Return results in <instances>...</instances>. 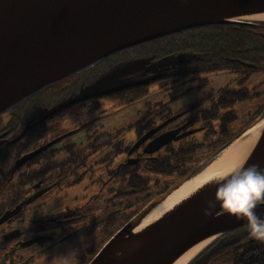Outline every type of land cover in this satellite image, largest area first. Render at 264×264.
I'll use <instances>...</instances> for the list:
<instances>
[{"label":"water","instance_id":"obj_1","mask_svg":"<svg viewBox=\"0 0 264 264\" xmlns=\"http://www.w3.org/2000/svg\"><path fill=\"white\" fill-rule=\"evenodd\" d=\"M261 14H264V0H0V115L45 87L119 51L190 29L264 22L257 18ZM190 58V53L171 54L151 65L152 58H141L129 62V73L147 65L146 68L156 72L165 65H176ZM126 71L125 67L117 68L102 75L75 96L49 109L48 115L81 101L161 79L159 75L144 81L121 78ZM170 121L145 133L129 154ZM255 125L258 129L250 132ZM200 129L179 136V129L162 133L145 145L144 153L153 154L171 141ZM78 130L48 142L17 163L27 162ZM253 134L241 164L264 166V114L205 162L212 161L227 148L243 144ZM199 167L151 200L88 264H174L195 245L210 239L202 252L222 235L247 226L244 219H238L219 205L208 213L204 211L216 192L213 178L220 174L188 190L165 212L146 222L157 207L205 166ZM256 211L264 218V204ZM3 221L0 219V223Z\"/></svg>","mask_w":264,"mask_h":264},{"label":"flooded vegetation","instance_id":"obj_2","mask_svg":"<svg viewBox=\"0 0 264 264\" xmlns=\"http://www.w3.org/2000/svg\"><path fill=\"white\" fill-rule=\"evenodd\" d=\"M166 38H162V40ZM157 45H159L158 41L153 43V46ZM144 47L146 45L141 44L119 51L93 66L81 70L76 75L78 79L77 85L65 97L58 98L53 89L46 87L30 96V102L21 112H17L18 108L16 109L17 106H15L10 111L0 115V219H4L0 223V264H34L36 261L43 260L46 257V252H50L56 260L57 255L67 252V246H58L72 240L82 228L81 223L85 226L96 213H101V199H104L105 202L116 203L119 196L126 199L127 207H131L133 201L128 202L129 195L150 190L148 184L151 180L140 188L129 186L133 170L142 177H150L151 175H145L142 171L148 170V163L150 161L158 159L160 155H165L168 146L172 143L180 144L185 139L198 135L206 127L210 129L212 128V124L214 127L217 126V123L213 122L225 120L228 118L230 110H234V108L231 109L228 97L220 99L221 97L211 93L204 97L203 100L185 104L176 111L170 110V112L162 114L159 121L155 117L150 116V111L143 117L144 123H141L142 120H140L138 121L139 123L128 124L117 130L119 133L135 130L137 137L132 141H129V138L114 141V135H111L110 131H98L97 126L99 124L96 121V117L94 119L89 117L91 118V122L85 123V126L90 125L89 131L93 129V132L100 133L99 136H96V134L94 136L99 138L98 142L92 140L90 134L87 136L88 139L85 142L61 143L67 139L64 138L51 147L42 150L27 162L23 164L17 163L26 154L32 153L59 137L48 138V129L52 125L59 122L63 123L65 120L70 119L75 123H79L78 125L82 124L76 127V129L85 127L81 123L82 118L101 106L103 100L118 103L129 102V95L127 96V100L125 99L126 96H122V94H129V89L131 88H126L125 90L107 93L97 98L75 103L56 114L48 115L49 109L69 99L71 96H75L82 87L89 85L110 71L125 67L127 71L121 75V78L134 79L135 81H144L159 75L161 77L159 80L136 86H147L148 89L153 83H162L168 80L173 82L179 80L190 81L195 78L197 73L204 72L200 69L192 68V65L196 61L198 62L205 58L204 54L177 50L160 55L150 53ZM181 53H190L191 58L176 65L170 63L156 72L146 68L148 67L147 65L136 72L132 71L129 73L130 61L141 58H152L149 63L151 65V63L167 55L175 54L177 56ZM242 63L244 65L245 62ZM45 90L47 91L43 95H40V92ZM206 100H208V103L203 105V102ZM217 104L220 106L218 113L215 110ZM157 108L165 110L169 106L167 103H164L157 106ZM82 109H86V111L79 118L68 115L69 111H79ZM5 114L9 117L5 118L3 116ZM158 114V112L155 113L156 116ZM263 114L264 105L256 111V114L247 126L253 125ZM102 115H105V113H102ZM234 117H237L235 111ZM169 120L171 121L153 134L150 139L144 142L132 154H129L133 145L145 133ZM204 122L211 123L203 124ZM146 124L151 125L145 128ZM194 128L201 129L179 140L171 141L153 154L144 153L145 145L160 134L179 129V132H177V136H179ZM213 135L214 133L211 132L209 138ZM79 143L83 144V146H80ZM190 145L191 147H189L188 151L183 154L186 158L181 160L184 165L180 163V168L175 170L173 174L177 178L171 182L169 187L192 170L198 168L199 164L195 159L196 157H192L193 152L197 149V142ZM129 159H132L131 162H129ZM135 160L137 162H134ZM205 160L203 159L201 163ZM159 173L163 175L168 174ZM76 186H83L81 188L83 193L76 197V200L78 199L79 201H76L77 203L74 206L48 205L53 199L63 196L70 188ZM136 190L140 191L136 192ZM163 192L165 191L157 192L147 199L155 198ZM146 204L139 205L135 213L139 212ZM133 212L134 209H130V212L129 210L126 211V213ZM37 213L43 214L38 215ZM86 213H91V216L88 217L90 218L89 220L84 221V218L87 216ZM7 223L15 224L10 228H6L5 224ZM245 228L247 229V226L228 232L220 239L228 238L235 232ZM29 247L33 249L29 250ZM96 253L95 251L91 257L93 258ZM91 257L85 261V257L82 255L79 264H88L92 260ZM192 264H196V262Z\"/></svg>","mask_w":264,"mask_h":264},{"label":"rangeland","instance_id":"obj_3","mask_svg":"<svg viewBox=\"0 0 264 264\" xmlns=\"http://www.w3.org/2000/svg\"><path fill=\"white\" fill-rule=\"evenodd\" d=\"M76 75L77 73L70 75L63 80L48 86V88L53 89L58 98L65 97L70 92H72L77 85L78 79ZM225 85L230 89L250 90V96L248 98L233 104V108L237 113V117L232 120L233 123L227 127V132H230L234 127V129L231 131L232 134L234 131H240L242 128H244V126L252 120L253 116L256 114V111H258L260 107L264 105V70H255L249 75H246L243 70L240 69L234 70L233 68H220L218 70L197 73L195 78L190 81L179 80L173 82L168 80L166 82H162L161 84L153 83L149 86L148 91L142 96L129 102L118 103L110 100H103V104L97 107L94 111L86 114L82 118L81 123H83L85 126V123L91 122V118L94 119L96 117V121L99 124L97 126L99 132L106 130L110 131V134L114 135V141H121L124 138H129V141H132L137 137L135 130H129V132L124 133H119L117 130L127 126L128 124L131 125L142 120L145 114L149 113L150 111V116L155 117V119L159 121L162 114L164 115L170 112V110L176 111L185 104L196 103L200 100H203L204 97L210 95L211 93H216L218 89L224 87ZM46 91L47 90L40 92V95H43ZM30 100L31 98L21 101L16 107V109L18 108L17 112H21V110H23L28 105ZM164 103H167L169 106L168 109L160 110L157 108V106ZM207 103L208 100L204 101L203 105H206ZM233 108L231 107V109ZM157 112L159 113L158 116L155 115ZM102 113H105V115H102ZM3 116L5 118L9 117L7 114ZM258 120L259 119H257L255 122ZM144 122L145 120H142L141 123ZM78 124L79 123H75L70 119L65 120L63 123H56L48 129L49 134H47V136L49 139H53L60 135L66 134L73 129H76V127L82 125ZM89 126L90 125L85 126L79 131L66 137L67 139L63 140L61 143L68 144L72 142H85L86 139H88L87 136L89 134L91 135L92 140L98 142L99 138L94 136L95 134L96 136H99L100 133L93 132V129L89 131ZM79 145L83 146L81 143H79ZM205 155L206 149H200L197 152L198 161L202 160ZM142 172L145 175H151V181H149L148 184L150 190L138 192L135 195H129V198L127 199L128 202L133 201L131 207H127L126 199L119 196L117 197L116 203L105 202L104 199H101V213H96V215L91 219L88 218L91 216V213H86L87 216L84 218V221L90 219L87 222V225L84 226L81 223L82 228L78 234H76L72 240L65 244L59 245L58 247L67 246V251L71 248H77L79 251V262L82 255L85 257V261L88 260L94 254V252H97L115 233V229H119L121 225L125 223V221H128L134 216L133 213H126V211L129 210L130 212V209L136 210L139 205L146 204L148 201H151L153 198H147L153 196L157 192L166 191L171 182L177 178L175 174L168 173L163 175L158 172H153V174H151L147 170H143ZM81 188H83V186L70 188V190L63 196L53 199L48 205L62 207L74 206L79 201L78 199L76 200V197L83 193ZM140 202L143 203L138 204ZM118 209L119 211L117 212ZM37 214L40 215L43 213ZM14 224L15 223H7L5 226L6 228H10ZM32 249L29 247V250ZM46 253V257H44L43 260L39 262L36 261L34 264H57V261L51 255V253Z\"/></svg>","mask_w":264,"mask_h":264},{"label":"trees","instance_id":"obj_4","mask_svg":"<svg viewBox=\"0 0 264 264\" xmlns=\"http://www.w3.org/2000/svg\"><path fill=\"white\" fill-rule=\"evenodd\" d=\"M156 41L159 45L153 46ZM145 45L144 49L148 52L160 55L177 50L204 54V59L191 64L192 68L202 71L233 68L234 70H243L246 75H249L252 71L264 70V22L207 26L174 34L165 40H155L145 43ZM242 62H245L244 65ZM246 63L251 64L252 67H248ZM147 91V86H140L129 89V94H122V96H126L125 99L127 100L129 95V101H131ZM249 91V89H230L225 85L213 95L217 94L218 97H221L220 99L228 97L230 106L233 108L235 102L250 96ZM219 109L220 106L217 104L216 113ZM85 111L86 109L69 111L68 115L79 118ZM234 118V110H230L228 118L213 122L217 123V126L214 127L212 124V128L207 129L206 127L198 135L185 139L180 144L172 143L166 148L165 155H160L158 159L148 163L147 171L151 174L152 172L173 174L176 169L180 168L181 160L186 158L183 154L194 142H197V149L193 152L192 157H196L195 159L199 164L205 157L225 147L239 135L242 129L231 134L233 127L230 132H227V127L233 123ZM209 123L211 122H204L203 124ZM151 124H146L144 127L147 128ZM211 132L214 135L209 138ZM202 148L206 149V155L198 161L197 152ZM131 178L129 186L134 188H140L150 180V177H142L140 174H136L134 170ZM138 191L140 190H136V192ZM136 211L137 209L134 210L133 214ZM194 262L196 264H264V241L251 237L248 229L245 228L228 238L219 239L213 246L200 253L192 263Z\"/></svg>","mask_w":264,"mask_h":264},{"label":"clouds","instance_id":"obj_5","mask_svg":"<svg viewBox=\"0 0 264 264\" xmlns=\"http://www.w3.org/2000/svg\"><path fill=\"white\" fill-rule=\"evenodd\" d=\"M216 192L207 201L206 213L219 205L238 219H244L249 235L264 241V218L257 214V207L264 204V166L236 164L230 170L213 178ZM57 264H79V251L71 248L56 257Z\"/></svg>","mask_w":264,"mask_h":264},{"label":"bare ground","instance_id":"obj_6","mask_svg":"<svg viewBox=\"0 0 264 264\" xmlns=\"http://www.w3.org/2000/svg\"><path fill=\"white\" fill-rule=\"evenodd\" d=\"M257 18L264 19V14L258 15ZM257 129L258 126L255 125L254 128L250 130V132H253ZM254 136L255 135L253 134V137H251L241 145L225 149V151L221 155L217 156L215 159L209 162L198 173V175L194 176L192 179L182 185L180 189L172 193L159 207H157L152 212L146 222L151 220L153 217H157V215H159L160 213L165 212L166 209H168L169 207H171V205L180 200L184 193H186L188 190H192L196 185L207 181L215 175H219L227 170H230L233 166L238 163L241 164L249 151ZM209 241L210 239L195 245L187 252H185L174 264H187L197 253H199L209 243Z\"/></svg>","mask_w":264,"mask_h":264}]
</instances>
